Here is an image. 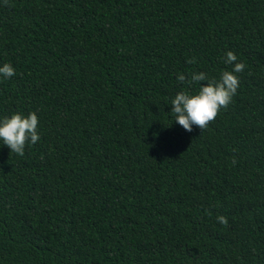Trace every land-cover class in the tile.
<instances>
[{
    "label": "trees",
    "instance_id": "obj_1",
    "mask_svg": "<svg viewBox=\"0 0 264 264\" xmlns=\"http://www.w3.org/2000/svg\"><path fill=\"white\" fill-rule=\"evenodd\" d=\"M228 51L237 94L185 131L178 75ZM5 63L40 139L0 141V264H264V0H0Z\"/></svg>",
    "mask_w": 264,
    "mask_h": 264
},
{
    "label": "clouds",
    "instance_id": "obj_2",
    "mask_svg": "<svg viewBox=\"0 0 264 264\" xmlns=\"http://www.w3.org/2000/svg\"><path fill=\"white\" fill-rule=\"evenodd\" d=\"M224 63L234 67L230 71H223L219 80L210 79L204 72L193 73L190 79H186L184 74L178 75L177 79L181 84L187 83L189 86L193 83L200 84L195 93L185 89L178 92L171 100L174 121L185 131L192 132L193 126L202 131L207 129L219 115L220 110L227 108L237 94L239 76L236 74L243 72L246 64L238 62L236 54L232 51L226 53ZM15 74V68L11 63L0 66V75L4 79H10ZM202 81L206 83L201 84ZM38 126L39 118L35 112L27 115L14 113L10 117L0 119V141L10 149V152L23 156L26 145L39 141ZM232 163H236L235 158ZM217 220L224 226L228 225V219L223 215H219Z\"/></svg>",
    "mask_w": 264,
    "mask_h": 264
}]
</instances>
